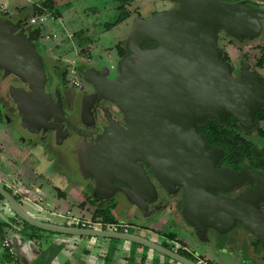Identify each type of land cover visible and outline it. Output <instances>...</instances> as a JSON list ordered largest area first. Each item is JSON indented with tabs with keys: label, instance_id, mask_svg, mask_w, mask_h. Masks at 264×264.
<instances>
[{
	"label": "water",
	"instance_id": "1",
	"mask_svg": "<svg viewBox=\"0 0 264 264\" xmlns=\"http://www.w3.org/2000/svg\"><path fill=\"white\" fill-rule=\"evenodd\" d=\"M172 1L180 7L137 19L114 80L107 79V67L82 69L84 81L96 90L93 113L105 122V129L101 124L92 127L80 123L74 111L73 123L63 109L57 85L54 93L47 90L49 71L38 47L44 29L37 26L29 30L25 19L12 20L0 11L2 80L11 76L23 85L6 87L18 127L30 133H39V128L49 130L56 145L64 149L77 133L82 138L75 150L79 170L83 176L95 177V196L111 198L119 189L145 214L149 202L157 197L147 174L146 169H150L169 195L183 190L181 216L196 236L207 238L209 229L224 235L240 223L264 249V176L250 166L239 172L219 169L224 149L215 146L210 150L199 131L208 121L225 123L228 116L245 131L257 127L256 115L264 109V83L246 67L235 77L217 41L221 30L241 42L257 38L264 12L244 2ZM103 101L114 105L119 116L103 109ZM82 128L88 133L83 134ZM102 131L104 135L95 139ZM115 181L125 186L116 188ZM246 182L258 185L235 198L213 194L232 192ZM0 195L10 210L32 227L69 236L119 239L180 264H198L128 231L45 222L26 211L1 184ZM13 245L16 249V243Z\"/></svg>",
	"mask_w": 264,
	"mask_h": 264
},
{
	"label": "rangeland",
	"instance_id": "2",
	"mask_svg": "<svg viewBox=\"0 0 264 264\" xmlns=\"http://www.w3.org/2000/svg\"><path fill=\"white\" fill-rule=\"evenodd\" d=\"M41 1L0 0V11L7 14L8 18L16 20L19 10L25 8L21 14L19 12V15L21 18L29 20L32 17L29 9ZM54 2L63 17L45 22L43 28L45 34L57 37L52 40H46L43 37L39 44L44 47L43 51L49 65H59L56 69L58 77L63 79L64 69L67 70L66 79L72 85H74V77L70 75L69 69L73 64L76 67L84 64L107 67L110 77H117L121 61L117 54V45L127 41L137 19L148 18L155 13L167 11L171 7L169 0H137L127 7L131 13L130 17L123 23L108 29L107 25L115 22L120 16V12L117 10L118 2L114 0H54ZM44 13L52 15L48 12ZM81 30H88L95 40L89 46L91 50L89 60L79 57L74 44L66 41L69 35ZM262 73L264 74V70ZM11 120L15 121V115L8 102L5 89L0 87V141L4 142L0 145V172L7 174V178H3L0 173V183L5 185L13 179L12 176L17 175V172L21 171L22 175L25 174L27 170L24 167L32 169L30 174L32 178H28V180L34 183L30 188H24L22 193L31 199L34 197L39 199L37 203L41 208L35 206L32 200L29 202L22 200L26 211L34 216L44 215L48 203L56 215H48L47 218L55 224L74 225L73 219L78 218L93 222L102 220L95 214L96 205L89 207L87 194L83 191L82 185L78 183L77 177L74 176V169L68 163L60 161L61 152L55 149L56 147L52 148L49 144L44 143L29 147L31 146L29 141L33 135L17 129L14 123H9ZM257 128L264 131V121L258 124ZM245 136L260 148H264V138L259 136L257 131L245 134ZM9 142H13L15 145L12 146ZM10 190L14 191L13 187ZM5 206L7 207V204ZM7 208L13 217L14 214L9 210V206ZM3 210L0 207V221L5 222L7 219L2 214ZM131 213L132 211L120 204L112 211L113 221L116 223L97 226V229L105 227L113 230L117 225L125 223L128 227L121 225L124 227V231L129 230L131 233L151 241L165 243L171 247L175 246L170 240L157 233L132 226L133 222L128 221ZM180 219V211L171 213V210L168 209L158 218L147 221L145 224L154 225L153 228L156 232H175L184 241L182 245L187 246L192 253L202 259H209L217 264H264V250H255L252 247L255 238L249 232L244 231L242 227L224 235L210 231L207 238H200L184 223L179 222ZM26 231L30 232L29 229L13 230L9 233L8 238L19 246L27 245L28 242L22 240ZM34 233L40 241L35 242L33 249L26 246L24 252L22 251L23 264L26 262L49 264L48 261L50 264H147V259H143V253L151 251L142 246V248H137V250H141L142 256L136 257V252L132 257L131 250L125 251L123 246L125 242L119 239L69 236L38 228ZM152 252L156 259L163 257L169 264L176 263L160 253ZM126 253L128 255L125 257Z\"/></svg>",
	"mask_w": 264,
	"mask_h": 264
},
{
	"label": "flooded vegetation",
	"instance_id": "3",
	"mask_svg": "<svg viewBox=\"0 0 264 264\" xmlns=\"http://www.w3.org/2000/svg\"><path fill=\"white\" fill-rule=\"evenodd\" d=\"M220 1L221 2H227V3L244 2L247 6L253 8L255 10L264 12V0H220ZM169 3L171 4L170 9L180 7L179 3L174 2L172 0H169ZM19 18H21V17H19ZM26 22H27V20H26ZM260 24H261V32H260L259 36L253 40H243L242 42L237 40V39H234L233 37L228 35L225 31L221 30L218 34L217 47L219 48V50L221 52H223L225 61L231 64V67L233 70V75L235 77H239L242 69L244 67H246L251 72L258 74L261 77L262 82L264 83V74L262 73V71L264 70L263 69L264 68V19L260 20ZM39 46H42V45L39 44ZM153 46H155V44H149V46H147V47H153ZM42 55L44 57L45 65L49 71V76H50V82H49V85L47 87V90H52L54 93L55 87L57 85L58 90L61 92V98L63 101V109L68 114V117L70 118V120L74 123L75 118L72 116L73 111H74L78 115V117L80 119V123H84L86 126H92V127L101 124L102 129H105L106 128L105 122H103L101 119L97 118L95 116V114L93 113L94 107H97V100H98V98L96 97V90L84 81L83 75H82V69L85 66L86 67H95V68L102 67V66L92 65V64L91 65L84 64V65L79 66L80 69L77 68V70H78L77 77L79 78L80 83H79V87H75L67 79L66 80L60 79L58 77V74L53 70V67H52L53 65H51V66L49 65V62L47 60V56H45L44 52ZM2 78H3V72L0 70V87L4 88L5 91H6V87L11 86V85L12 86H23L21 84V82L14 77L9 76L3 80H2ZM107 79L112 81L115 78H111L110 75L108 74ZM6 95H7V93H6ZM7 99H8V97H7ZM8 102L10 104V107H12L14 115H15V121L12 122V120H11L9 123H12V124L14 123L16 128L19 129L20 131H23V133L26 132V133H29L30 135H33L30 142H36V143L41 144V145L43 143L49 144L52 148L56 147L55 149H57L61 152L60 155L62 157L59 158L60 161L68 163L74 169L73 170L75 173L74 176L77 177V179L79 181L78 183L82 185L83 191H85L87 194V200L90 203L89 207H92V205H96L95 208L97 210L104 203L116 202L117 206L122 204L126 208H128L130 211H132V213L129 216L130 219L128 221L131 220L130 222H133L132 226H135L136 228H138L140 230H143V229L139 228L140 226L146 227L148 225H152L151 223L146 225L145 223L147 221H153L154 219L158 218L162 213H164V211L170 209L171 213L172 212L178 213V211H180V218L181 219L179 220V222L181 221V223H184L187 227H189L185 223V221L183 220V218L181 216V211L185 205V195H184L183 190L181 189L178 192V194H176V195H169L167 193V191H165L160 186V184L155 180L153 173L151 172L150 169H146V170H147L148 176L150 177L151 182L156 187L157 197L154 200L149 202V208L145 214H142V212L133 205V202L131 200H129L128 198H126L124 196V194L119 191V189H115V191H113V193L111 194L112 195L111 198H104L103 196H101V197L95 196L94 192L98 186L96 179L92 175L83 176V173H81L79 170V164H78L76 153H75L76 144L78 142H80L82 140V138L78 137L77 133H73V134L71 133L72 134V137H71L72 143L68 145L67 149H64V148H61L60 146L56 145V143L54 142L53 133L50 132L49 130H47V132H45L43 128H39V133H30L27 130H22L21 128L18 127V124H17L16 109L12 105V103L9 101V99H8ZM100 106L105 110L109 108V111L113 112L115 115L119 116V114H120L119 111L117 110V108L108 102L103 101ZM219 124L225 125L226 121H225V123H219ZM257 126H258V123H257ZM256 128L251 130V131H245L243 128H242V130L245 131L246 134H251L254 131H256ZM200 129L201 128H199V131H200ZM82 131H83V134L88 133L83 128H82ZM89 133H91V132H89ZM200 133H201V131H200ZM201 134H203V133H201ZM103 135H104V131H102V133L99 132L94 138L96 139V138L103 136ZM214 147H212V148H214ZM212 148H209V149L211 150ZM57 157H59V154H57ZM223 160L218 165V168L221 170L231 169L235 172H239L246 167V166H244L242 169L236 171V170L232 169L231 167H229L227 164H225ZM257 172H259L260 174H262L264 176V172H262V171H257ZM4 177L7 178V175H4ZM12 178H13L12 180H14L13 181L14 184H9L11 182V180L9 182H7L5 185L2 183H0V184L16 198L21 203L22 206H23V204L21 202L22 200L27 201V202L32 200L33 201L32 203H34L35 206L41 208V206L37 203V201L39 199H37L35 197L33 199H31L28 196H24V194L22 193V190L24 188H26V187L30 188L34 182L26 179L25 177H22L19 174L17 177L12 176ZM22 180L25 182H23ZM15 183L20 184L18 186L19 190H17V191L13 187V186H15ZM114 185L116 188H120V187L125 186L120 181H115ZM257 185H258L257 182H252V183L246 182L241 187L235 189L232 192L223 193L221 191H213V194H215L217 196H225V197L235 198V197L239 196L241 193H243L244 191H246L247 189H249L251 187H255ZM12 187H13L14 191L10 190V188H12ZM0 204H1L0 207L2 210L4 209V210L8 211V208H7L8 204H7V207L5 206L6 203L3 204L0 201ZM46 205H47V207L46 208L44 207L45 208L44 215L39 214V217H40V219H42L45 222L53 223L50 221V219L48 220L47 216L48 215L55 216L56 213L53 211L52 206L50 204L47 203ZM262 209L264 210V204L262 206ZM4 210H3V213H4ZM12 214H14V216L12 217L10 215L7 218V220L19 219V221H18L19 223L24 222L20 218H18V216L15 213L12 212ZM100 221H101V223H98L99 224L98 226H105L103 221L102 220H100ZM130 222H129V224H130ZM53 224H55V223H53ZM152 226H150V227H152ZM121 227H123V226H121V224H120V225H117L116 227H114V229H116V231H118ZM240 227L243 228L242 224L238 223L237 226L233 230H231L230 232H234L236 230H239ZM105 230H107V229H105ZM191 230L193 231V229H191ZM127 231L130 232L129 230H127ZM210 231H214V230L209 229L208 232H210ZM36 241L28 242L27 245L24 244V247L30 246V248L33 249L35 247L34 244H36L35 243ZM38 241H40V240H38Z\"/></svg>",
	"mask_w": 264,
	"mask_h": 264
},
{
	"label": "trees",
	"instance_id": "4",
	"mask_svg": "<svg viewBox=\"0 0 264 264\" xmlns=\"http://www.w3.org/2000/svg\"><path fill=\"white\" fill-rule=\"evenodd\" d=\"M119 3L117 10L120 12V16L115 20V22L108 24L107 28L112 29L113 27L123 23L126 19H128L131 15L130 11L127 7L137 0H114ZM25 10L22 8L19 10L20 14ZM30 10V16L37 15L40 13L48 12L51 13L56 19H60L63 17V14L58 10L54 0H42L40 3L34 4ZM2 13V12H1ZM7 13V12H6ZM3 16L7 17V14L2 13ZM23 18V17H22ZM24 19V18H23ZM28 20L25 23V27L27 29H32V27H28ZM67 42L73 43L74 46L78 50V56L83 57L87 60L90 59L91 50L89 49L90 45H92L95 40L90 35L88 30H81L74 32L71 38L66 39ZM125 42H120L117 45V54L120 60L127 55V51L124 47ZM149 46V44H147ZM40 52L43 54L44 47L39 46ZM53 70L56 72V69L59 67L57 64H53ZM80 69V67H77ZM68 71L64 69L63 72V79L66 80ZM256 121L258 124L264 121V109H262L256 115ZM200 131L206 137L207 143L209 148L214 146H219L224 149L225 151V158L224 163L227 164L234 170H240L244 166H250L255 171H262L264 172V148H260L251 140L247 139L245 134L246 132L242 130V127L237 123V121L228 116L225 125H220L217 121H208L205 125L200 126ZM259 136L264 138V131L261 128L256 129ZM0 201L3 204H7L4 198L0 195ZM117 207L116 202L112 203H104L102 204L95 212L98 215L103 223L107 226L111 223H116L113 221L112 211L115 210ZM19 219L15 220H7L5 222L0 221V246L3 240L8 238V235L11 231H19L29 229L30 232H25L22 236V240L24 242H33L39 240L38 236L34 233L36 231L35 227L28 225L26 222H18ZM124 227H121L118 231L123 232ZM106 228H104L105 230ZM157 234L165 237L166 239L170 240L171 242L178 240V235L175 232H162L157 231ZM251 234V233H249ZM255 240L252 243V247L255 250H264L261 245L259 239L251 234ZM14 244V243H12ZM16 254L11 255L7 251L0 252V262L1 264H23L22 263V251L23 246H19L16 244ZM163 246L176 251L180 255L197 262L198 256L192 253L190 250L187 249L184 245H175L171 247L165 243L162 244ZM133 249L131 250V256L135 255L137 252V248H142V246L137 244H131ZM143 259H146V253L143 254ZM206 260V259H205ZM210 264H217L212 262L211 260L207 259ZM50 264V261H48Z\"/></svg>",
	"mask_w": 264,
	"mask_h": 264
},
{
	"label": "built area",
	"instance_id": "5",
	"mask_svg": "<svg viewBox=\"0 0 264 264\" xmlns=\"http://www.w3.org/2000/svg\"><path fill=\"white\" fill-rule=\"evenodd\" d=\"M49 20H55V17L52 16V15H49L47 13H40V14H37L35 16H32L29 20H28V25L31 26L32 28L33 27H37V26H41L42 28L44 27V23L49 21ZM44 29V28H43ZM45 38L46 40H52V39H55L57 36L56 35H52V34H45L44 31H43V34H42V38ZM69 38L72 37V35H69L68 36ZM69 73L71 76L74 77L73 79V84L75 87H79V78L77 77V74H78V70H77V67L75 66V64L71 65L70 69H69ZM74 221V225H71V226H75V227H79V228H88V229H96L97 226L99 225L98 223H101V221H87V220H84V219H73ZM104 230V229H103ZM107 230H111V229H107ZM116 231V229H113ZM127 231V230H125ZM0 250L1 251H7L8 253H10L11 255H15L16 254V250H15V247L14 245L12 244L11 240L9 238L3 240V242L1 243V246H0ZM0 251V252H1ZM198 264H210L208 261H206L205 259H202L200 257H198V261H197Z\"/></svg>",
	"mask_w": 264,
	"mask_h": 264
},
{
	"label": "crops",
	"instance_id": "6",
	"mask_svg": "<svg viewBox=\"0 0 264 264\" xmlns=\"http://www.w3.org/2000/svg\"><path fill=\"white\" fill-rule=\"evenodd\" d=\"M2 8V7H1ZM6 10V9H5ZM17 18H19V17H21L20 15H19V12H18V14H17V16H16ZM4 142H2L1 143V141H0V145H2ZM29 143H30V145L31 146H29V147H33L34 145H36V144H38V143H36V142H30L29 141ZM9 144L10 145H12V146H14L15 144H13V142H9ZM24 148H26V147H24ZM25 150V149H24ZM27 171L25 172V174H21V171H20V173H18L17 172V175H15L14 177H17L18 176V174L19 175H21L22 177H25L26 179H28V178H32L31 176H30V174H31V171H32V169L30 170V169H27L26 167H24ZM2 175H3V178H4V175H7V174H5V173H3L2 171L0 172ZM33 173V172H32ZM34 174V173H33ZM15 179V178H14ZM10 181V180H9ZM14 180H11V182L9 183V184H14V182H13ZM23 181V180H22ZM24 182V181H23ZM20 184L19 183H15V186H13L14 187V189L17 191V190H19V186ZM64 203H67V202H64ZM7 211V210H6ZM4 211V213H3V216L7 219L9 216H10V213H9V211ZM121 225H126L125 223L124 224H121ZM126 227H127V225H126ZM154 227V225L152 226V227H150V226H140L139 228H141V229H143L144 231H147V232H151V233H156V231H154V229L155 228H153ZM159 235V234H158ZM159 236H161V235H159ZM163 237V236H162ZM163 238H165V237H163ZM166 239V238H165ZM186 241V240H185ZM183 240L182 239H180L179 237H178V240L177 241H173L172 242V244H174V245H177V246H179V245H182L183 244ZM162 244V243H161ZM124 248H125V251H130V250H132V246H131V243H128V242H125L124 243ZM187 247V246H186ZM24 249H26L25 247H23V250ZM187 249L189 250V248L187 247ZM139 250V251H138ZM137 250V253H136V257H141L142 255H141V250L140 249H138ZM146 253V259H147V264H169L163 257H161V258H157L156 259V257L154 256V254H153V252L152 251H149V252H145ZM144 254V253H143ZM128 255V253H126V255H125V257ZM55 262L57 263V260L55 259ZM177 263V262H176ZM176 263H172V264H176ZM25 264H29V263H25ZM177 264H180V263H177Z\"/></svg>",
	"mask_w": 264,
	"mask_h": 264
}]
</instances>
